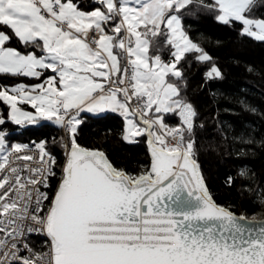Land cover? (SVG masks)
I'll use <instances>...</instances> for the list:
<instances>
[{"label":"snow or ice","instance_id":"snow-or-ice-1","mask_svg":"<svg viewBox=\"0 0 264 264\" xmlns=\"http://www.w3.org/2000/svg\"><path fill=\"white\" fill-rule=\"evenodd\" d=\"M190 6L224 25L238 22L243 35L264 42V16H253L257 0H93L89 11L79 0H0V76L44 78L0 83L7 120L50 121L70 141L49 196L41 189L57 173L46 142L36 157L27 145H6L0 131V264H264V221L215 203L195 140L186 138L197 113L168 79L182 78L186 54L212 60L184 29L181 14ZM157 38L170 47L168 62L149 55ZM14 39L23 50L11 46ZM220 75L215 66L207 72ZM82 112H119L124 141L147 138L146 168L118 169L102 150L78 143ZM172 116L180 123H166Z\"/></svg>","mask_w":264,"mask_h":264},{"label":"trees","instance_id":"trees-1","mask_svg":"<svg viewBox=\"0 0 264 264\" xmlns=\"http://www.w3.org/2000/svg\"><path fill=\"white\" fill-rule=\"evenodd\" d=\"M79 4L89 11L93 0H79ZM190 9L181 14L184 29L212 60L202 62L196 58L198 53L186 54L178 65L182 78H168L179 87L180 98L191 103L197 113L194 130L190 137L186 134V138L195 140V158L214 201L237 215L264 218V42L243 35L238 22L224 25L213 12L197 6ZM253 16H264V0H257ZM11 46L23 50L15 39ZM149 55H160L168 62L170 47L157 38ZM212 66L220 69L219 77L207 76ZM41 81L0 76V83L8 85ZM24 107L35 111L28 105ZM0 114L6 119V123L0 125L6 145L37 146L46 142V150L56 160L52 194L60 178L69 137L66 143L62 128L46 120L16 125L7 120L8 109L2 103ZM81 118L83 123L78 128L77 141L82 146L102 150L115 167L131 173L141 171L142 166L146 168L150 163L146 137H137L133 143L123 140L122 117L111 113H82ZM166 122H172V126L179 124L176 116L166 117Z\"/></svg>","mask_w":264,"mask_h":264},{"label":"built area","instance_id":"built-area-1","mask_svg":"<svg viewBox=\"0 0 264 264\" xmlns=\"http://www.w3.org/2000/svg\"><path fill=\"white\" fill-rule=\"evenodd\" d=\"M81 115H82V113L80 114V116H81ZM176 118L179 120L178 117H176ZM179 123H180V121H179ZM61 128H62V127H61ZM62 132H63L64 139H65V141H66V143H67V140H68V133H67V130H66L65 128H62ZM21 145H23V144H21ZM66 145H67V144H66ZM28 149L30 150L29 154H32V155L38 157V155H39V150H38V148H37L36 146H28ZM65 153H66V148H65ZM5 154H6L5 152L2 153V155H1V157H0V163L3 162V159H2V158H3V156H4ZM12 161H13L14 164H23V163H24L23 161H16V160H15V156L12 157ZM32 166H33V167H37V166H39V165L36 164L35 162H33V163H32ZM51 179H52V178L49 179V184H50V186H51ZM41 191H49V196H51V187H50V189H41ZM45 203H47V202H45ZM29 239H30L31 242H32L34 245H36L38 248H40V247H44V238H43L42 236H39V235H37V234H31V235L29 236Z\"/></svg>","mask_w":264,"mask_h":264},{"label":"crops","instance_id":"crops-1","mask_svg":"<svg viewBox=\"0 0 264 264\" xmlns=\"http://www.w3.org/2000/svg\"><path fill=\"white\" fill-rule=\"evenodd\" d=\"M122 64H123V61H122ZM48 73H51V72H48ZM48 73H46V76H52V75H55L54 73H51V74H49V75H47ZM44 79V78H43ZM25 106V105H24ZM23 106V107H24ZM29 106V105H28ZM27 109V107H24V109ZM25 109V110H26ZM26 111H28V109L26 110ZM32 112V111H31ZM82 113H87V112H82ZM108 113H111V114H116V115H118V116H120V117H122L123 119H124V117L119 113V112H103V113H88V114H91V115H104V114H108ZM124 123H125V126H126V122H125V119H124ZM166 123H168V122H166ZM170 126H172V122L170 123H168ZM125 126H124V129H125Z\"/></svg>","mask_w":264,"mask_h":264},{"label":"rangeland","instance_id":"rangeland-1","mask_svg":"<svg viewBox=\"0 0 264 264\" xmlns=\"http://www.w3.org/2000/svg\"><path fill=\"white\" fill-rule=\"evenodd\" d=\"M126 127V126H125ZM2 155V151H0V157ZM249 219L251 220H259V219H263L260 215H254V216H248Z\"/></svg>","mask_w":264,"mask_h":264},{"label":"water","instance_id":"water-1","mask_svg":"<svg viewBox=\"0 0 264 264\" xmlns=\"http://www.w3.org/2000/svg\"><path fill=\"white\" fill-rule=\"evenodd\" d=\"M147 146H148V149H149V154H150V146L148 145V143H147ZM201 171V170H200ZM205 182V181H204ZM206 185V184H205ZM210 194V193H209ZM214 200V199H213ZM216 203V202H215ZM217 204V203H216ZM229 210V209H228ZM235 214V213H234ZM237 215V214H236ZM237 216H240V215H237ZM246 219H248V220H251V219H249L248 217H246V216H244ZM256 221H264V218L263 219H259V220H256Z\"/></svg>","mask_w":264,"mask_h":264}]
</instances>
